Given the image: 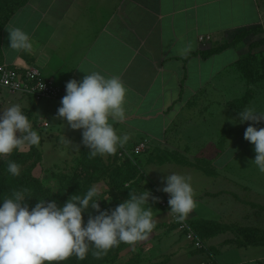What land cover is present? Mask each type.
I'll return each mask as SVG.
<instances>
[{"label": "crops", "instance_id": "0c3cea01", "mask_svg": "<svg viewBox=\"0 0 264 264\" xmlns=\"http://www.w3.org/2000/svg\"><path fill=\"white\" fill-rule=\"evenodd\" d=\"M263 4L264 0H26L1 27L0 63L35 67L62 88L59 98L37 101L36 109L44 101L66 145V138L79 145L71 134L81 136V130L64 125L56 115L66 82L92 72L118 76L127 90L126 119L114 123L121 135L173 146L170 137L176 136L178 152L195 161L196 207L188 217L264 232V173L251 161L254 146L244 138L252 122L230 119H238L246 106L264 111V95L234 107L240 98L234 89L249 88L242 78H235V62L251 52L252 43L264 39V32H251L235 47L202 57V52L243 31L263 28ZM9 26L30 35L31 53L9 47ZM256 48L264 50V44ZM255 126L264 127V121ZM170 167L158 168L172 171ZM144 169L162 189L166 173L151 169L154 175L148 164ZM229 233L206 238L217 264H264V244L231 245L235 236Z\"/></svg>", "mask_w": 264, "mask_h": 264}, {"label": "clouds", "instance_id": "9594fccd", "mask_svg": "<svg viewBox=\"0 0 264 264\" xmlns=\"http://www.w3.org/2000/svg\"><path fill=\"white\" fill-rule=\"evenodd\" d=\"M7 30L11 49L33 51L34 42L26 31L14 26ZM126 91L118 76L106 77L100 72L66 82V94L56 115L64 125L81 130V143L90 157L115 155L129 141L128 134L119 135L114 127V123L126 119ZM230 119L233 123L252 122L244 138L254 146L256 155L251 161L264 173V127L255 126L264 121V111L246 106L238 113V119ZM40 140L20 104L0 107V159L25 146H39ZM73 147L80 150L79 145ZM162 171L166 174L160 191L169 194V211L178 222H183L196 207L191 178L175 171ZM8 172L19 176L20 166L9 161ZM101 193V187L93 185L83 196L73 194L62 205L44 199L30 206L26 190L0 197V264H60L73 255L84 260L90 245L95 248L93 254L101 258L120 243L133 245L153 232L156 221L152 207L145 204H149L150 196L154 201L159 197L149 191H133L114 208L101 209L99 201L111 199L101 198ZM90 209L95 210L94 215Z\"/></svg>", "mask_w": 264, "mask_h": 264}, {"label": "rangeland", "instance_id": "374dc122", "mask_svg": "<svg viewBox=\"0 0 264 264\" xmlns=\"http://www.w3.org/2000/svg\"><path fill=\"white\" fill-rule=\"evenodd\" d=\"M19 0H0V30L1 19L11 9V4ZM264 5V4H263ZM258 46L252 48L251 52L243 57H240L235 62V78H242L248 87L237 90L235 88V96L240 98L235 99V109L241 108L245 99L254 95H264V50H257ZM256 48V49H255ZM253 49H255L253 51ZM242 97V98H241ZM249 98V99H250ZM13 104H20L25 115L29 118L33 129L38 132L41 137L39 146H25L20 151H14L10 156L0 159V191L7 190L11 194L18 190H23L19 186V178L29 172L31 176L41 180V186L54 187V179L57 177H65L71 184H75L77 192L69 190V186L61 189L57 197L62 198L58 204L62 205L67 199L74 195L83 196L82 190L89 189L93 185L99 186L102 189L101 198L105 196L110 200L101 199L99 201L101 209H111L117 204L129 197V192H145L149 191L152 196L159 198L166 197L163 191L158 189L147 176L144 165L148 164V168L152 173L160 171L161 166H171L172 171L179 172L191 178V184L194 179L195 161L189 154L178 152L176 147L177 137L171 136V143H159L153 145L145 138L130 139L123 148L118 149L115 155H105L90 157L88 149L80 142L82 140L79 134H71V140L79 141L80 150L77 151L72 144H64L61 136L57 131V125L51 121L50 116L45 111L44 101L39 102L40 107L36 109L37 102L28 97L10 92L0 88V107H9ZM172 109V108H171ZM176 113V111L174 112ZM175 116V115H174ZM48 119L49 126L42 127L41 120ZM117 133L121 135V130L114 126ZM140 143L145 145L140 147ZM169 144L170 147H167ZM176 147L173 149L172 147ZM27 153L25 156L17 159L16 162L20 166V175L13 176L8 172V161L11 160L17 153ZM153 165V166H149ZM152 169V170H151ZM169 171V172H172ZM155 175V173H154ZM165 174L162 175V177ZM5 179L8 182H5ZM128 186L125 188V186ZM31 189H26V194L31 198ZM6 198V197H5ZM29 204V198L27 199ZM37 203V202H36ZM145 207H152L153 217L156 221V226L153 232L143 241H139L133 245L120 243L119 246L111 248L107 254L101 258H97L93 253L94 246L89 247L87 259L89 264H201L203 261L215 260L214 252L209 249L206 244L208 235L215 232L216 229L222 228L224 232H230L235 238H231L228 243L231 245H240L252 240L249 235L241 232V229L235 227L224 228L216 226L210 222H199L194 217H187L193 221L196 231L199 236L203 237L204 246L195 248L182 233L177 230L176 223L173 221L174 215L168 208L161 206L160 199L152 200L149 197V204ZM93 215L95 210H89ZM88 215V213H85ZM221 230V229H220ZM256 241L264 239L263 233L255 232ZM245 252V251H239ZM85 258V259H86ZM78 260L74 255L69 257Z\"/></svg>", "mask_w": 264, "mask_h": 264}, {"label": "trees", "instance_id": "16d2710c", "mask_svg": "<svg viewBox=\"0 0 264 264\" xmlns=\"http://www.w3.org/2000/svg\"><path fill=\"white\" fill-rule=\"evenodd\" d=\"M25 1L26 0H19V1H15L14 3L11 4V9L9 10V12H7V14H5L4 18L1 19V27L7 21V19L12 14V12L17 8V6L20 3H23ZM251 32H254V33L264 32V26H263V28H254V29H250V30H247V31H243V32L237 34L230 42H225L224 44H221V45H219L217 47H214V48H212V49H210V50H208L206 52H202V57L205 58L208 55H212V54H215V53H219L222 50H225L227 47H235L242 39H244V37L246 35H248ZM260 44H264V39L252 43L250 45V50H252L253 47L258 46ZM29 99H31V98H29ZM31 100H33V99H31ZM26 154L27 153H21V152L20 153H17L9 161H16L17 159H19L20 157L25 156ZM54 181H55V183H54V187L55 188L54 189L51 188V187H48V186L47 187L41 186L44 183H42L41 180H39L37 178H34L33 176H31L29 174V172H27L26 174H23L19 178L18 184L21 187V189H23V190L31 189L32 188V192L30 194L31 198H29V201H30L29 205L30 206H34L36 204V202H38V200H44V199H47V200H56L57 203H58L61 200V198H62L60 195L57 197L58 192L61 189H65L68 186H69V190L72 191V192L79 191V190H77L76 185L75 184H71L70 181H68L67 179H65V177H62V178L61 177H57V178L54 179ZM5 182H8V180L5 179ZM87 190L88 189L82 190V194H85ZM5 191L6 190L0 191V197H4V198L6 197L7 198V197H9V196L12 195L11 194V191L9 192L7 190V193ZM102 201H103V199H102ZM87 217H88V215L87 214H84L85 221L87 220ZM199 222H206V221H199ZM207 222L214 223L216 226H223L224 228L235 227V226H225V225H222V224H219V223H216V222H211V221H207ZM188 223L191 225V227L193 228V230L199 236L200 234H199L198 231H196V229L194 227V224H193V221L189 219L188 220ZM235 228L241 229V232L242 233L247 234V235H249V237L252 238V240H250V242H247L245 244L242 243L239 246H245L247 244H252V245L264 244V239H262V240L260 239V240H257L256 241V237H259V236H256L255 237V235H256L255 232L263 233V234H264V232H259V231L253 230V229H246V228L244 229V228H241V227H235ZM220 229H218V230L216 229V231L215 232H212L211 235L214 234V233H216V232L223 231L222 228H220ZM209 236L210 235H208L207 237H209ZM200 238L202 239L203 237L201 236ZM203 239H204V241L206 240L205 238H203ZM69 260L70 259L68 258V259H66L63 262H60V264H89L90 263V260L87 259V258L84 259V260H79V259L78 260L72 259V261H69Z\"/></svg>", "mask_w": 264, "mask_h": 264}, {"label": "built area", "instance_id": "2783aa9c", "mask_svg": "<svg viewBox=\"0 0 264 264\" xmlns=\"http://www.w3.org/2000/svg\"><path fill=\"white\" fill-rule=\"evenodd\" d=\"M201 39L202 37H199V40ZM0 88L22 94L34 101L55 99L63 94L62 88L52 80L44 78L39 69L35 67H19L4 62L0 63ZM41 126L47 127L48 122L42 120ZM144 145V143H140V147ZM160 203L162 207L170 208L166 197L160 198ZM173 221L176 223L177 230L182 233L195 248L204 246L202 239L188 223V219H185L183 222H178L175 217H173ZM201 264L217 263L214 260H207L201 262Z\"/></svg>", "mask_w": 264, "mask_h": 264}]
</instances>
